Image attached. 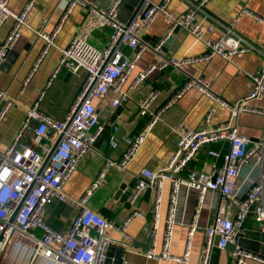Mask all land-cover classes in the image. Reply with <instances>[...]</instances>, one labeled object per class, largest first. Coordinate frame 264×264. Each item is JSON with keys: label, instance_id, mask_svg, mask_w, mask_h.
<instances>
[{"label": "built area", "instance_id": "built-area-1", "mask_svg": "<svg viewBox=\"0 0 264 264\" xmlns=\"http://www.w3.org/2000/svg\"><path fill=\"white\" fill-rule=\"evenodd\" d=\"M55 1L64 2L66 8L58 25L50 32H45L44 29L34 31L44 45L31 74L51 48L56 46V36L73 9L83 8L85 15L80 32L69 40L65 48L59 49L57 64L45 87L37 95V100L26 113V120L18 134L6 152H0V264H105L107 249L113 243L126 244V241L131 239L126 232L130 219L145 218V215L137 210L136 203L148 189L153 191V202L149 212L151 226L143 229L148 245L141 253L146 258L187 262L190 240L197 229L198 213L205 196L215 193L218 202L214 221L203 231L204 243L199 264L209 263L210 252L214 247L225 249L228 245L232 246L231 264H246L247 261L264 264V256L241 248L235 240L237 233L242 232L249 213L255 216L256 223L264 225V140H251L239 134L235 126L211 127L210 123L216 106L227 108L232 119L244 113L264 116L263 109L249 106L251 101L264 98V61L256 72L247 74L252 82L250 93L233 104H228L214 95L210 90V83L201 77L185 80L155 112L151 107L158 93L153 89L148 90L139 104L138 111L140 116L151 117L136 135L121 138L125 148L121 158L118 161H105L91 186L81 197L72 199L61 191L62 185L76 169L79 161L93 150V144L104 131V127L98 124L94 101L105 99L109 91L115 94L111 100L112 107H117L128 99L123 86L142 52L147 49L159 52L177 30L202 41L207 49L195 58L177 61L170 57L149 64L142 72L136 74L134 86L142 84L151 74L167 67L177 69L180 64L209 61L215 56L231 62L236 54L250 51L251 46L244 44L232 30V26L238 21L237 17L241 14L249 15V11L241 10L228 24H224L206 11L210 0H183L189 4L190 9L177 17L168 9L172 0H137L135 3H129L131 9L124 20L120 21L118 15L124 0H108L104 8L94 5L91 0ZM8 3L9 0H0V27L8 18L12 20V26L0 45V66L6 51L18 38L20 28L28 26L34 10V0H28L19 12H13ZM159 15L169 20V27L159 41L150 46L138 39L137 32L142 27L149 28ZM250 15L264 23L262 18ZM204 21L209 24L205 25ZM216 24L223 28V33L215 40L206 38L205 35L211 33ZM105 28H110L111 33L105 46L98 49L88 41V36ZM124 48L129 49L131 53L126 54ZM60 70L73 75L79 71L85 73L69 114L62 121L52 119L38 110V101L44 89L52 84ZM29 76L25 84L29 81ZM191 90L202 92L213 101L210 111L198 129L188 130L180 135L171 157L161 169H143L135 178L132 187L124 190L127 193L126 202L131 207L124 221L116 223L106 220L96 211L89 209L87 200L102 185L109 168L126 170L162 112ZM4 94V91H0L1 100ZM11 104V101L3 103L0 119ZM30 122H34L36 126L32 130L30 143L25 144L21 140L22 132ZM111 128L113 131L109 136V146L115 148L118 144L115 135L117 130L113 125ZM219 141H226L229 145L227 152L222 156V167L211 172L189 170L183 174L188 163L203 145ZM209 155L217 158L219 152L212 150ZM246 166L256 168L258 174L253 182L242 189L236 185V179ZM164 182L170 183L169 206L160 232ZM182 185L196 191L197 206L188 228L187 246L183 255L178 256L172 254L170 249L175 226L176 198ZM54 198L75 208L72 223L64 235L54 231L44 222L46 207ZM111 230L118 234V238L108 236V231Z\"/></svg>", "mask_w": 264, "mask_h": 264}, {"label": "crops", "instance_id": "crops-1", "mask_svg": "<svg viewBox=\"0 0 264 264\" xmlns=\"http://www.w3.org/2000/svg\"><path fill=\"white\" fill-rule=\"evenodd\" d=\"M28 0H9L8 7L14 12L22 10ZM94 4L104 5L108 0H91ZM195 2L197 0H189ZM34 10L28 21V26L19 30V36L14 44L8 49L0 66V91H4L3 99L0 98V110L4 102L11 101V106L0 119V152H6L23 122L26 113L37 100V95L43 90L49 80V76L57 64L59 49L65 48L69 40L80 32L85 11L83 8H75L70 13L58 32L55 42L56 46L42 59L34 73L31 70L40 54L44 42L35 34V30L44 29L50 32L63 14L66 5L64 2L55 0H34ZM169 11L175 16H180L190 9L189 4L183 0H172L168 5ZM246 9L250 14L264 20V0H210L206 11L211 17L218 19L221 23L228 24L231 18ZM248 14H241L238 21L232 26V30L239 36L243 43L250 45V51L236 54L232 61L228 62L220 56H215L209 61L180 64L177 69L167 67L160 72H154L142 84L133 85L136 74L142 72L149 64H155L163 59L174 58L177 61L185 58H195L207 50L202 41L196 40L182 30H177L160 49L154 52L147 49L142 52L132 73L124 83L123 91H127L128 99L117 107L111 106V100L115 97L112 91L107 93L103 100L94 101L95 113L98 116V124L104 127L103 133L93 144L92 151L87 153L76 166L71 176L62 185V193L74 199L81 197L91 186V182L101 169L105 161H118L125 151L121 140L123 137H132L142 130L149 121V116H140L138 108L148 90L153 89L158 93L151 109L155 112L160 109L165 101L175 90L188 78L201 77L210 83V90L228 104H233L250 93L252 82L247 77L250 72H256L264 61V23ZM12 20H5L0 27V45L7 36ZM205 25L209 23L204 21ZM169 20L159 15L149 28L142 27L137 32V37L142 42L153 46L159 38L167 31ZM110 28L95 31L88 36V41L98 49H102L106 42ZM223 33V28L216 24L213 31L205 37L215 40ZM126 54L131 51L123 49ZM31 74V75H30ZM60 70L52 84L44 89L38 101V110L52 119L64 120L69 114L76 93L84 80L85 73L79 71L77 74H69ZM30 75V76H29ZM29 81L25 84L27 77ZM213 101L204 93L191 90L184 94L177 103L162 112L160 119L153 125L151 132L140 145L135 157L124 171L110 167L102 185L92 193L87 200L88 208L96 211L106 220L122 223L130 213L131 207L126 198L121 201L115 197L117 191L130 189L135 178L145 168L157 171L169 160L175 149V143L181 134L188 130L198 129L205 115L210 111ZM249 106L264 110V98L253 100ZM211 127L219 125L222 127L235 126L238 133L249 137L251 140H264V116L255 113L240 114L232 119L227 108L216 106L210 118ZM111 125L116 127L115 135L118 144L115 148L109 146V136L113 131ZM34 122L22 132V142L29 144L33 135ZM93 130V129H92ZM49 136L51 133L49 132ZM229 145L226 141L203 145L194 158L188 163L183 174L189 170L211 172L222 167V156L227 152ZM217 150L219 156L214 158L209 151ZM258 170L246 166L236 179V185L245 189L247 184L253 182L257 177ZM170 183L164 182L162 193V206L160 212L159 231L163 229V220L166 215L169 201ZM153 191L146 190L138 199L136 208L145 215V218L133 217L128 223L126 232L130 240L126 244L113 243L111 254L115 255L117 249L122 247V260L120 264H199L201 251L204 243L203 231L212 225L217 206V194L208 193L198 213L197 229L193 233L189 248L187 262L164 261L161 259H150L142 255L147 248L148 240L143 235V229L151 226L149 212L152 206ZM175 209V226L172 235L171 253L182 256L188 242V228L193 220L194 210L197 206L196 191L182 185L177 194ZM75 208L68 203L54 198L46 207L44 222L54 231L66 234L72 223ZM255 216L248 214L244 222L242 232L255 228ZM262 228L264 225L261 224ZM241 233V232H240ZM108 236L118 238L114 231H108ZM160 244V242H159ZM231 249L228 245L225 249L213 248L211 250L208 264H231ZM261 255V253H257ZM111 258L113 260V256ZM264 256V255H261ZM246 264H259L247 261Z\"/></svg>", "mask_w": 264, "mask_h": 264}, {"label": "water", "instance_id": "water-1", "mask_svg": "<svg viewBox=\"0 0 264 264\" xmlns=\"http://www.w3.org/2000/svg\"><path fill=\"white\" fill-rule=\"evenodd\" d=\"M136 1L137 0H124L122 2L121 10L118 15V19L120 21H123L124 18L127 16L128 12L130 11L131 4L129 3H135ZM107 3L108 2H106L104 5L95 3L94 5L104 8L107 5ZM122 189H124V185L121 186V190ZM121 190L116 192L115 197L120 198L122 201L126 198L127 193L124 192V194H122ZM235 240L238 246H240L241 248L249 252H252L254 254L261 253V255H264V230H262L261 224L257 223L255 225V228L249 231L237 233ZM113 249H114L113 246L107 249V252H106L107 259L105 261V264H120V261L122 260L121 254H122L123 248L122 247L118 248L115 255L111 254ZM111 255L113 256V260L110 259Z\"/></svg>", "mask_w": 264, "mask_h": 264}]
</instances>
